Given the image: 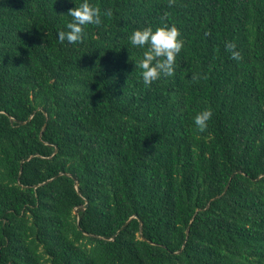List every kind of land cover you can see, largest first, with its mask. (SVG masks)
Returning a JSON list of instances; mask_svg holds the SVG:
<instances>
[{"label":"trees","instance_id":"obj_1","mask_svg":"<svg viewBox=\"0 0 264 264\" xmlns=\"http://www.w3.org/2000/svg\"><path fill=\"white\" fill-rule=\"evenodd\" d=\"M90 2L71 44L81 0H0V264H264V0ZM164 24L145 86L128 37Z\"/></svg>","mask_w":264,"mask_h":264},{"label":"clouds","instance_id":"obj_2","mask_svg":"<svg viewBox=\"0 0 264 264\" xmlns=\"http://www.w3.org/2000/svg\"><path fill=\"white\" fill-rule=\"evenodd\" d=\"M67 14L72 19L66 23V31L58 33V39L61 42L67 40L71 44H76L82 41L88 25L102 23L100 8L92 4L90 0H81V3L75 4L67 11ZM111 15L110 9L104 11V16ZM128 41L134 47L145 49L142 57L135 62V68L139 69V75L145 86H150L161 76L174 74L177 54L180 53L184 45L180 30L175 24L133 30ZM225 48L230 52L232 59H240L239 52L234 51L236 48L234 42L226 43ZM211 116L210 109L202 110L195 115L194 123L198 129L203 130Z\"/></svg>","mask_w":264,"mask_h":264},{"label":"water","instance_id":"obj_3","mask_svg":"<svg viewBox=\"0 0 264 264\" xmlns=\"http://www.w3.org/2000/svg\"><path fill=\"white\" fill-rule=\"evenodd\" d=\"M42 132H43V131H42ZM76 186H77V188H78V182H76ZM87 205H88V204L86 203V204L84 205V207L86 208ZM134 217H138V215H135ZM128 222H129V221H128ZM128 222H126V223L121 227V229H123V228L128 224ZM119 231H120V230H119ZM119 231H118V232H119ZM118 232H117V233H118Z\"/></svg>","mask_w":264,"mask_h":264}]
</instances>
